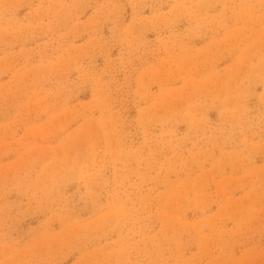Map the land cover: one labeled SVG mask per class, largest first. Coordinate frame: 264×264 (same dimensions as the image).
Masks as SVG:
<instances>
[{
	"label": "rangeland",
	"instance_id": "1",
	"mask_svg": "<svg viewBox=\"0 0 264 264\" xmlns=\"http://www.w3.org/2000/svg\"><path fill=\"white\" fill-rule=\"evenodd\" d=\"M0 264H264V0H0Z\"/></svg>",
	"mask_w": 264,
	"mask_h": 264
}]
</instances>
